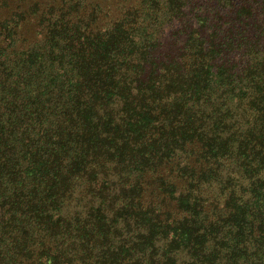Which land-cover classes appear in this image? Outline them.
I'll use <instances>...</instances> for the list:
<instances>
[{
	"label": "trees",
	"instance_id": "1",
	"mask_svg": "<svg viewBox=\"0 0 264 264\" xmlns=\"http://www.w3.org/2000/svg\"><path fill=\"white\" fill-rule=\"evenodd\" d=\"M0 264H264V0H11Z\"/></svg>",
	"mask_w": 264,
	"mask_h": 264
},
{
	"label": "rangeland",
	"instance_id": "2",
	"mask_svg": "<svg viewBox=\"0 0 264 264\" xmlns=\"http://www.w3.org/2000/svg\"><path fill=\"white\" fill-rule=\"evenodd\" d=\"M2 2H7V4H9L10 6L12 5V1L11 0H0V4L2 3ZM10 11V8L9 7H7V6H5V8H2L1 10H0V17H3V16H5L6 14H7V12H9Z\"/></svg>",
	"mask_w": 264,
	"mask_h": 264
}]
</instances>
